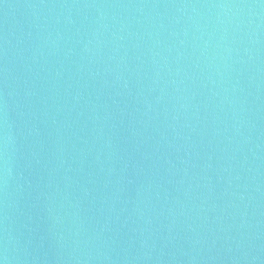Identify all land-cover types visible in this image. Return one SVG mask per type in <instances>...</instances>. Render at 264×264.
Returning a JSON list of instances; mask_svg holds the SVG:
<instances>
[{
  "label": "water",
  "instance_id": "water-1",
  "mask_svg": "<svg viewBox=\"0 0 264 264\" xmlns=\"http://www.w3.org/2000/svg\"><path fill=\"white\" fill-rule=\"evenodd\" d=\"M0 264H264V0H0Z\"/></svg>",
  "mask_w": 264,
  "mask_h": 264
}]
</instances>
